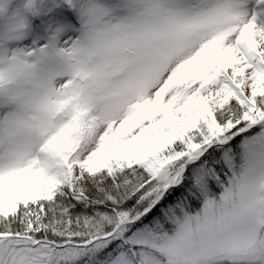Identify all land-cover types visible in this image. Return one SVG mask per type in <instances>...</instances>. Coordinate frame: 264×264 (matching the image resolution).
<instances>
[{
	"label": "snow or ice",
	"instance_id": "6c2138e0",
	"mask_svg": "<svg viewBox=\"0 0 264 264\" xmlns=\"http://www.w3.org/2000/svg\"><path fill=\"white\" fill-rule=\"evenodd\" d=\"M0 264H264V0H0Z\"/></svg>",
	"mask_w": 264,
	"mask_h": 264
}]
</instances>
